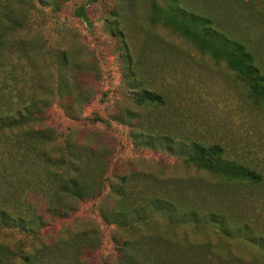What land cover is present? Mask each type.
Instances as JSON below:
<instances>
[{
    "label": "rangeland",
    "instance_id": "1",
    "mask_svg": "<svg viewBox=\"0 0 264 264\" xmlns=\"http://www.w3.org/2000/svg\"><path fill=\"white\" fill-rule=\"evenodd\" d=\"M166 7L208 17L264 77L263 0H0L2 109L30 105L41 114L26 126L107 154L102 195L68 216L48 215L41 196L27 194L44 214L42 238L94 230L87 264H129L131 253L148 264H264V107L223 58L161 19ZM64 71L81 85L76 101L59 89ZM143 89L163 103L137 102ZM192 142L219 145L260 178L198 168L187 161ZM120 185L128 222L106 223L99 207L116 204ZM30 242L1 227L0 264H17Z\"/></svg>",
    "mask_w": 264,
    "mask_h": 264
},
{
    "label": "trees",
    "instance_id": "2",
    "mask_svg": "<svg viewBox=\"0 0 264 264\" xmlns=\"http://www.w3.org/2000/svg\"><path fill=\"white\" fill-rule=\"evenodd\" d=\"M75 14L88 20L83 5L76 8ZM159 14L167 25L199 46L211 50L217 58H223L231 69L247 81L254 102L264 107V77L242 45L212 30L208 17L187 13L185 20L167 7L160 9ZM4 54L0 41V56ZM63 60L69 64L65 52ZM59 89L76 101L81 85L74 75L70 78L64 71ZM136 100L139 103H163L159 94L148 89H143ZM7 104L6 109H2L0 104V228H18L31 238L29 248L20 250L17 264H87L84 252L97 247L90 235L94 230L67 229L64 237L44 240L41 234L44 214L39 212L36 202L27 194L35 192L40 195L48 215L68 216L76 209L78 202L102 195L107 154L98 152L97 147L73 142L68 137L63 144H59L51 128L26 126L37 119L41 112L34 111L30 105L11 110L10 103ZM147 136L151 135L147 133ZM188 153V162L214 174L236 180L256 181L260 178L254 170L225 158L217 144L192 142ZM113 190L120 199L114 205L99 207L101 217L106 223L124 225L132 210L127 203L128 190L123 185ZM165 208L172 211L169 203ZM129 255V264H148L143 257H138V260L136 254Z\"/></svg>",
    "mask_w": 264,
    "mask_h": 264
}]
</instances>
